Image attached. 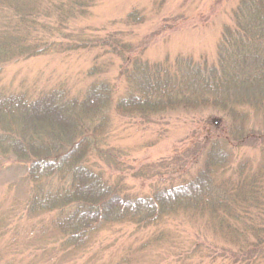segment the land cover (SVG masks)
I'll return each mask as SVG.
<instances>
[{
  "label": "trees",
  "instance_id": "obj_1",
  "mask_svg": "<svg viewBox=\"0 0 264 264\" xmlns=\"http://www.w3.org/2000/svg\"><path fill=\"white\" fill-rule=\"evenodd\" d=\"M96 3L0 0V74L9 65L42 56L100 53L85 73L87 86L77 94L63 84L35 95L0 90V173L11 164L12 184L19 179L28 188L29 216L53 215L42 234L59 239L69 254L85 251L100 232L114 226L149 230L182 219L200 229L194 250L205 248L200 252L211 264H260L264 0L238 2L231 23L223 26L215 61L179 55L150 62L145 53L154 36L140 44L124 41L119 32L88 37L73 24L88 17ZM125 22L141 25L144 15L133 9ZM115 59L125 83L118 98L117 86L107 78ZM112 110L144 123L166 115L210 112L204 122L214 131L188 149L195 156L178 170L157 172L150 192H135L126 186L125 175L114 178L101 165L122 166L118 151L103 148ZM244 149L259 150L260 157L239 159ZM160 229L140 251L174 237L167 228ZM0 264L14 263L0 258Z\"/></svg>",
  "mask_w": 264,
  "mask_h": 264
},
{
  "label": "rangeland",
  "instance_id": "obj_2",
  "mask_svg": "<svg viewBox=\"0 0 264 264\" xmlns=\"http://www.w3.org/2000/svg\"><path fill=\"white\" fill-rule=\"evenodd\" d=\"M240 0H97L90 15L77 20L73 27L85 29L88 37H104L119 32L124 41L140 44L154 36L145 53V59L157 62L179 55L216 60V49L223 26L231 23V12ZM133 9L144 15L141 25L129 26L125 18ZM97 51L56 54L34 58L7 66L0 74V90L6 93L37 92L60 84L77 94L88 84L85 73L91 67ZM106 59V58H105ZM120 61L110 68L107 78L117 86L116 98L125 92V83L119 78ZM206 114H173L158 117L153 123L122 117L111 112L112 124L103 143L104 149L119 152V168L105 171L125 175L126 186L132 191L148 193L157 181V172L178 170L183 161L194 157L188 149L201 141L206 132ZM260 157L259 150L244 149L239 159ZM189 165V164H188ZM10 166V167H9ZM0 173V258L14 264H211L196 247L200 229L182 219H170L157 228L139 230L131 225L114 226L95 237L90 246L79 254L62 250L60 240L44 237L53 215L39 218L27 212L28 188L23 180L12 184L11 164ZM152 179V180H151ZM158 181V184H163ZM167 228L173 233L169 242L149 251L141 246L155 232ZM206 236L211 239L209 233ZM205 238V237H204ZM203 238V239H204ZM202 239V240H203ZM213 264H222L220 260ZM225 264H230L226 262ZM264 264V260L260 263Z\"/></svg>",
  "mask_w": 264,
  "mask_h": 264
}]
</instances>
